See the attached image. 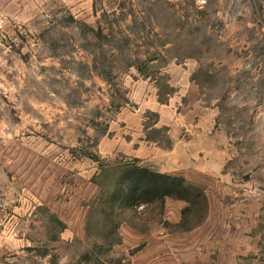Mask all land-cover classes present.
Returning <instances> with one entry per match:
<instances>
[{"label":"rangeland","instance_id":"374dc122","mask_svg":"<svg viewBox=\"0 0 264 264\" xmlns=\"http://www.w3.org/2000/svg\"><path fill=\"white\" fill-rule=\"evenodd\" d=\"M2 2L0 264H264V0ZM133 158L214 166L190 229Z\"/></svg>","mask_w":264,"mask_h":264},{"label":"trees","instance_id":"16d2710c","mask_svg":"<svg viewBox=\"0 0 264 264\" xmlns=\"http://www.w3.org/2000/svg\"><path fill=\"white\" fill-rule=\"evenodd\" d=\"M118 199L128 205L147 204L153 201L163 202L165 198L184 201L181 210L182 226L187 224V217L199 210L205 202L204 190L197 184L186 181L183 176L155 171L140 165L138 158H133L122 166L116 181ZM116 194V193H114ZM105 200L98 204L104 211Z\"/></svg>","mask_w":264,"mask_h":264},{"label":"crops","instance_id":"0c3cea01","mask_svg":"<svg viewBox=\"0 0 264 264\" xmlns=\"http://www.w3.org/2000/svg\"><path fill=\"white\" fill-rule=\"evenodd\" d=\"M2 1H4V0H1V2ZM135 156L138 157V158H142L141 150H138V153L136 152ZM191 165L192 166H191V169L190 170L192 171L193 175L192 176L191 175H188L187 177L189 179H192L193 182H195L197 184L202 183L201 182V178H200L201 176H203L204 174L205 175L211 174L213 172L212 169H214V166H212L210 164H206V163L201 162V161H194V162H192ZM159 172L169 173V172H166V171H159ZM169 174H171V173H169ZM166 199H168V198H166ZM182 203L185 204L184 201H182Z\"/></svg>","mask_w":264,"mask_h":264},{"label":"built area","instance_id":"2783aa9c","mask_svg":"<svg viewBox=\"0 0 264 264\" xmlns=\"http://www.w3.org/2000/svg\"><path fill=\"white\" fill-rule=\"evenodd\" d=\"M9 20V18L7 17L6 13L4 12L3 8H2V2L0 0V30H2V28L4 27V25L6 24V22ZM14 20V19H13ZM15 24L17 26L20 25V20L19 19H15L14 20ZM143 204H140L139 207H142Z\"/></svg>","mask_w":264,"mask_h":264}]
</instances>
